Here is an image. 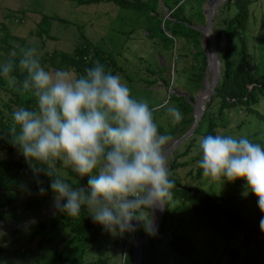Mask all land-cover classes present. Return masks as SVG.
I'll return each mask as SVG.
<instances>
[{"label": "rangeland", "instance_id": "1", "mask_svg": "<svg viewBox=\"0 0 264 264\" xmlns=\"http://www.w3.org/2000/svg\"><path fill=\"white\" fill-rule=\"evenodd\" d=\"M201 2L202 12H204L203 9L208 5L209 0H188L184 4L185 15L188 17L192 15ZM156 11L160 13L159 16L163 20L171 17L172 10L168 7L165 10L162 0H160ZM11 12L16 16L8 17ZM232 12H234L233 8L228 7L225 0L218 5L213 17L212 32L215 37V44L218 45V47L216 46L218 56L223 55L225 42L223 36L217 37V33L225 25L226 19L231 16ZM42 14L58 17V19L51 21L49 34L51 37L53 36L52 38H40L34 33ZM150 23L145 15L139 11L121 9L112 2L77 4L69 0H0V63L8 61L7 56L1 52V48L4 47L2 42L4 35L7 36L10 41L8 43L12 46L17 45L20 40H25L27 43H37L39 55L54 54L55 60L58 59V52H70L77 43L86 38L92 42L93 46L100 47L102 52L113 57L116 66H118L115 74L120 75L122 81L127 83L134 98L146 99L149 106L153 107L161 104L164 99H168V106L175 107L177 102L169 99V94H172L170 91L179 89L189 95L187 88L190 86V71L197 62V58L190 51L194 50V41L172 36L167 30L165 33L171 38L167 42L160 36L149 37L146 26H149ZM262 36H264V0H252L249 5L246 28L232 33V60L238 61L241 54V43L245 41L247 66L253 71H264V45L258 41ZM206 46L211 49L208 37ZM10 50L11 53L12 47ZM48 61H44L42 66L49 71H55L52 63ZM68 71L77 76L80 75L72 67ZM212 71L213 68L210 67L207 73V86L210 85ZM163 80L166 81V84ZM194 94L196 98L198 91ZM14 95L19 96L21 100H25L27 96V94L21 95L9 88L4 82L0 85V115L5 116V118L9 117L11 122L12 113L19 108L18 104L13 101ZM6 103L11 106L13 111L5 107ZM220 106L219 97H216L213 102L210 98L206 102L203 113L207 112L206 116L209 118L214 117L218 115ZM255 109L264 114V98H261L255 105ZM189 116H192L194 120L195 112L193 109L189 114L184 115V118ZM241 118H245L251 123L237 130V124ZM257 119L254 115L246 113V110L240 106L226 108L218 116L215 135L245 137L247 133L258 132L263 134L262 124ZM156 123L161 128L160 134L172 136L173 139L170 144L191 126V124L183 123L180 120V126L176 127L178 122H173L172 118L166 115V109L156 111ZM206 127V122L196 127L197 129L191 134L194 135L195 131L198 132L195 146L189 150L188 154L178 157L179 162H189L192 156L196 154L198 140L205 136ZM184 150H186V141L179 144L168 155V168L169 161L175 159L176 154L178 156ZM13 158L25 160L20 152H11L0 146V159ZM189 166L191 164L186 167L179 166L175 170L184 171ZM2 169L3 167H0V171ZM56 169L62 176H72L68 169H64L59 162L56 164ZM10 170L13 171L8 173V182L19 186L21 190L30 195L31 200L36 203V211L44 214V217L53 213L58 214V216L53 228L50 227L51 223H47L45 228L47 233L42 240L40 234L31 237L32 228L27 227V225L12 226L13 224H9L0 228V233H2L0 235V264H55L65 256L76 257L82 249L84 250L83 264H95L99 260L103 264H124L125 236L109 234L102 226L95 223L93 234L86 235L87 238L85 239L75 238L67 215L58 212L52 206L53 194L46 192L41 194L39 192L40 187L45 189L46 185L51 184V181L43 176V172L35 168ZM71 179L74 181L75 176H72ZM200 181L205 189L213 188L218 191L220 183H211L204 178ZM245 183L244 180H237L230 186L237 188L240 193L244 194L251 206L258 207L257 198L254 194L246 191ZM33 188L35 189L33 190ZM36 189L37 191H35ZM177 200L180 202V199ZM188 215L192 216V219L184 224L185 234L194 238L197 248L203 253V257L209 259L210 262L223 263V257L226 263L230 264L226 249L235 248L241 254L245 250L244 231L231 227L225 221L216 230H212L207 225L196 224L194 214L191 211H188ZM174 217L179 218V213L174 212ZM138 229H142L145 233L142 226H139ZM162 239L165 240L166 237ZM259 244L264 247L263 235L262 238H259ZM58 254L61 257H58ZM173 262L170 258L166 264H173ZM145 264H149V257H147Z\"/></svg>", "mask_w": 264, "mask_h": 264}, {"label": "clouds", "instance_id": "2", "mask_svg": "<svg viewBox=\"0 0 264 264\" xmlns=\"http://www.w3.org/2000/svg\"><path fill=\"white\" fill-rule=\"evenodd\" d=\"M10 55L19 56L23 79L14 75L13 60L0 63V77L9 88L36 99L34 109L20 107L12 113L10 143L37 170L55 177L50 184L53 208L72 218L86 208L94 223L112 235L142 226L154 236L155 211L165 210L175 185L168 168L173 138L159 133L153 113L166 109L179 122L180 111L168 106V99L150 108L146 99L132 96L120 75L99 62L77 76L47 70L36 47H21ZM198 151L204 179L246 181V191L255 195L264 213V146L244 136L209 134L199 138ZM57 162L81 178L90 177L87 188H73L61 179ZM45 191L39 188L41 194ZM259 224L264 232V216Z\"/></svg>", "mask_w": 264, "mask_h": 264}, {"label": "trees", "instance_id": "3", "mask_svg": "<svg viewBox=\"0 0 264 264\" xmlns=\"http://www.w3.org/2000/svg\"><path fill=\"white\" fill-rule=\"evenodd\" d=\"M76 2L77 4L87 3H100V2H112L121 9H133L144 14L145 17L151 22L149 26H146L149 37L160 36L165 42L171 40L165 33L167 30L172 36L178 38H184L192 40L194 50H190L192 54L197 58L196 64L190 71L189 84L187 92L188 98L185 99L184 95L170 94L169 99L177 102V107L182 114L181 121L183 123L191 124L193 117L189 116L184 118V115L189 114L193 109L190 101L194 100V92L198 91L202 87V81L206 69V54L201 47L200 35L201 32L195 28L199 23L205 21L204 13L202 12L201 3L194 10L195 12L189 17L185 15L184 4L188 0H162L171 12L169 19L163 20L156 11L160 0H69ZM252 0H226V5L231 6L234 10L231 16L226 19L225 25L219 29L217 37H224L223 55L218 56L221 71L218 78L215 91L211 95V102L216 97L220 98L221 106L218 110V115L209 118L206 116L207 112L203 113L200 125L203 122L207 123V127L204 131L205 135H215L217 129V120L224 109L240 106L246 110V113L254 115L258 122L262 124L264 130V114L258 112L255 109V105L264 98V71L258 72L251 70L246 64L247 47L245 41L241 43V54L238 61L232 60V33L234 31L244 30L246 28L249 17V5ZM16 16L12 12L8 14V17ZM52 19H58L57 16L52 17L46 14H42L41 20L37 23V27L34 33L40 37L52 38L49 34ZM199 24V25H202ZM160 25H163L162 27ZM258 41L264 45V36L258 39ZM2 42L4 47L1 48L3 55L7 56L8 60H13L17 65V69L14 75L23 79L22 74L18 70L19 56H11L13 51L19 53L21 47H36L37 43H27L25 40H20L17 45L12 46L7 36H3ZM218 47V45L216 44ZM10 47L12 52L10 53ZM264 49V47H263ZM218 53V52H217ZM41 63L48 61L52 63L55 70H68L70 67L78 72L80 75L85 74V69L95 66L96 62L101 63L106 71L116 73L117 67L116 61L112 56L102 52L100 47L93 46L89 39H83L77 43L74 49L70 52H58V59L55 60L54 54L47 56L46 54L40 55ZM5 83L4 79L0 77V85ZM166 84V81L163 80ZM150 85V82H148ZM261 97V98H260ZM15 103L20 107L34 109L36 107V99L27 94L25 100H21L19 96L14 95ZM5 107L11 110V106L6 103ZM153 106H150V108ZM154 120L156 122V112L153 113ZM251 122L246 121L245 118H241L237 124V130L244 126H248ZM12 122L9 117L0 115V146L11 152H20L18 147H14L10 143L9 128ZM255 126V123L253 124ZM180 123H176V127H179ZM197 129V128H196ZM161 128L158 125V131ZM195 131L194 135H191L186 141V150L176 154V158L169 161V179L174 182L175 187L172 189L173 198L169 201L168 206L165 208V212L161 223L154 236H150L142 245V264H145L147 257H149V264H166L171 258L173 264H215L210 262L209 259L203 257V253L197 248L196 242L193 237L185 234L184 224L188 223L192 219V216L188 215V211L194 214L196 224L207 225L212 230H216L219 225L225 221L231 227L237 230H242L245 233L246 241L244 243L245 250L241 254L237 249H226V253L229 257L230 264H264V247L259 244V238L264 236V232L260 230V219L264 216L258 207L251 206L248 203L247 197L240 193L237 188L231 187L230 182L224 181L219 184L218 191L213 188L205 189L201 185L202 170L198 167V160L200 159V153L198 149L196 154L190 159V163L187 161H178V157H182L189 153V150L195 146L196 141ZM252 142L260 143L264 146V133H247L245 136ZM184 141V142H185ZM184 171H176L179 166L186 167ZM0 167H3L0 171V228L6 227V225H27L32 228L31 237L40 234L41 240L46 235L47 223H51L50 227L55 226L56 217L58 214H51L44 217V214L35 210L36 203L31 200L29 194H26L17 185H12L8 182V173L13 170L10 169H27L35 168L37 166L34 162H29L26 159H0ZM58 168V167H57ZM43 172V176L52 182L55 177H49L45 175L43 169H39ZM57 175L65 182L69 183L71 187L87 188V181L90 177H79L76 173L68 169L70 175L75 176L73 181L72 176ZM9 173V174H10ZM235 183V182H234ZM35 188H33L34 190ZM46 193L53 194L50 185L45 186ZM37 191V189L35 190ZM54 195V194H53ZM180 199V202L177 200ZM187 206V208H185ZM174 212L179 213V218L174 217ZM33 217H30L32 216ZM71 224V229L74 233V237L81 239L87 238L86 235L94 233V221L90 216V213L86 208H82L81 214L76 217H68ZM175 222H177L175 224ZM136 228L134 232H128L123 234L126 239V254L124 264H132L131 254L133 249V243L139 237L144 234L142 229ZM16 231V230H14ZM261 236V237H260ZM166 237V239H162ZM41 240L39 241L41 243ZM164 245V246H162ZM84 250L80 252L76 257H62L55 264H83ZM58 257H61L58 254ZM223 263L227 264L222 257ZM95 264H103L101 260Z\"/></svg>", "mask_w": 264, "mask_h": 264}, {"label": "water", "instance_id": "4", "mask_svg": "<svg viewBox=\"0 0 264 264\" xmlns=\"http://www.w3.org/2000/svg\"><path fill=\"white\" fill-rule=\"evenodd\" d=\"M223 1H225V0H209L208 5L203 9L204 10L203 13L205 16L204 23L202 25L195 26V28L201 32L200 40H201V46L203 48V51L206 54V69H205L204 78L202 81V88H200L198 90V94L196 95V98H195V94H194V100L191 102V104L193 106V110L195 112V118H194L190 128L169 145V149H168L169 154H171L179 146V144H181L183 141H185L194 132V130L196 129V127L199 124V121L202 118V114H203L205 107H206V102L211 98V95L215 91V87L217 85L218 78H219L220 71H221V64H220V61L218 58L217 48H216V44H215V37H214L213 32H212V21H213V17H214L216 8ZM164 8H165V10H167V6L165 4H164ZM207 37L209 38L211 49H208L206 46ZM210 58L214 62V67H213L211 81H210V89H209L208 95L205 98H203V100H202L201 97H202V94L204 93L205 87H206L205 83H206L207 73H208V69H209ZM170 93H175L176 95H184L186 97V99L188 97L186 92L181 91L179 89H174V90L170 91ZM164 212H165V210L163 212H160L158 210V212H157V215L155 218L156 231H157V229L161 223ZM30 217H33V215ZM135 222L136 221H133V224ZM149 237H150V235L144 233V234H142V236H140L133 243V249H132V254H131L132 264H142L141 263L142 245L144 244V242Z\"/></svg>", "mask_w": 264, "mask_h": 264}, {"label": "bare ground", "instance_id": "5", "mask_svg": "<svg viewBox=\"0 0 264 264\" xmlns=\"http://www.w3.org/2000/svg\"><path fill=\"white\" fill-rule=\"evenodd\" d=\"M210 67H214V62L212 61V59L210 58V61H209V69H210ZM208 69V70H209ZM207 78H206V87H205V91H204V93L202 94V97H201V99L203 100V98H205L207 95H208V93H209V89H210V85L209 86H207ZM157 212H158V210H156L155 211V218H156V215H157Z\"/></svg>", "mask_w": 264, "mask_h": 264}, {"label": "crops", "instance_id": "6", "mask_svg": "<svg viewBox=\"0 0 264 264\" xmlns=\"http://www.w3.org/2000/svg\"><path fill=\"white\" fill-rule=\"evenodd\" d=\"M202 47V46H201Z\"/></svg>", "mask_w": 264, "mask_h": 264}]
</instances>
